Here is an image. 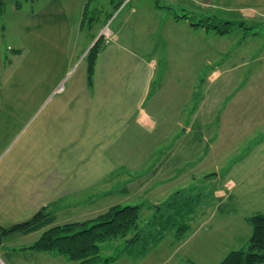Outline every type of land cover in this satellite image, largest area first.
Masks as SVG:
<instances>
[{"label":"rangeland","instance_id":"1","mask_svg":"<svg viewBox=\"0 0 264 264\" xmlns=\"http://www.w3.org/2000/svg\"><path fill=\"white\" fill-rule=\"evenodd\" d=\"M134 1L122 8L119 0H91L90 9L100 3L106 11L111 10L110 15L103 12L97 15L99 19H86L80 37L86 41L104 26L112 34L131 28L132 23L141 27L139 18L126 19ZM18 3L22 6L21 15L16 12ZM31 6V0H2L0 22L8 33L6 45L15 41L22 12ZM176 12L183 17L181 10ZM195 15L189 18L191 24L209 31L192 28L187 39L177 25L178 35L172 36L170 42L159 41V49L163 45L172 53L169 57L168 52H159L157 63L150 66V91L140 107L146 111L131 117L116 135L108 136L112 144L104 151L110 163L102 162L97 171L90 166L83 168L87 175L97 178L78 181L80 195L68 196L69 200H80V214L75 212V204L65 205L66 209L55 214L52 222L83 221L114 204L128 203L143 204L141 221L152 215L154 206L163 207L168 216L171 212L164 203L176 193L179 206L187 201L193 203L192 213L185 217L189 226L183 238L177 239L175 229L168 228L143 258L123 252L124 238L103 242V256L121 254L112 264H220L230 251L247 247L252 232L248 217L264 214V16L241 18L218 11ZM226 20L232 25L227 24L231 28L224 34L199 24ZM150 38L160 39L156 35ZM86 55L87 52L85 61ZM79 66L80 76L85 77L82 70L87 68L86 63ZM43 86L44 83L19 101H24L23 105L29 101L39 104ZM62 91L56 89L55 93ZM55 97L56 94L48 95L41 101L39 111L26 121V128L8 144L9 152L19 149L22 134L21 143L35 132L36 124L48 115ZM52 128L44 125L47 132L39 133L40 138L49 135ZM44 142L39 140L40 144ZM75 149L62 151L66 156L62 170L65 173L80 171V163L72 162ZM58 164L59 159L54 171ZM66 181L76 183L77 179ZM89 190L100 193L98 202L87 201ZM139 245L142 247L143 243Z\"/></svg>","mask_w":264,"mask_h":264},{"label":"crops","instance_id":"2","mask_svg":"<svg viewBox=\"0 0 264 264\" xmlns=\"http://www.w3.org/2000/svg\"><path fill=\"white\" fill-rule=\"evenodd\" d=\"M132 1L123 0L121 7ZM31 2V9L22 12L15 41L5 44L8 33L0 22V157L3 153L0 159V264H79L56 252L31 248L46 227L28 233L2 232L1 228L29 219L42 207L59 214L66 209L65 205L75 204V212L80 214V200H69L68 196L80 195L78 181L97 178L87 175L83 168L90 166L97 171L102 162H111L104 151L112 144L108 136L116 135L131 117L146 111L140 107L150 91V66L157 63L159 52H168L169 57L172 53L164 50L163 45L159 49V41L170 42L172 36L178 35L177 25L187 39L193 29H205L191 24L189 18L196 17L195 14L218 11L241 18H260L264 16V0H135L126 19L139 18L141 27L132 23L127 30L115 31L109 40L102 37L91 87L87 83L86 67L82 70L83 77L78 66L87 65L84 54L103 27H98L86 41L80 36L86 19H99L97 15L103 12L110 15L111 10L106 11L100 3L90 9L91 0ZM21 7V4L15 5L20 15ZM177 9L183 12V17L177 15ZM153 35L160 39H151ZM43 83L40 103L48 95L56 94L49 113L22 143L23 134L20 136L18 150L9 152L8 144L18 138L40 104L29 101L23 105L20 98L31 95ZM60 85L63 91L55 93ZM44 125H51L53 131L40 138L47 132L43 130ZM39 140L45 141L44 144ZM72 147H76L72 162L80 163V171L69 174L62 171L66 162L63 154ZM58 159L60 167L58 164L54 171ZM73 179L77 182L66 181ZM94 193L89 190L85 195L90 204L100 199V193Z\"/></svg>","mask_w":264,"mask_h":264},{"label":"trees","instance_id":"3","mask_svg":"<svg viewBox=\"0 0 264 264\" xmlns=\"http://www.w3.org/2000/svg\"><path fill=\"white\" fill-rule=\"evenodd\" d=\"M1 5L2 0L0 10ZM17 6L20 4L18 3ZM199 24L214 27L220 34L229 31L232 25L229 21L216 24L200 22ZM227 24L230 25L227 26ZM101 39L100 36L94 41L86 55V79L89 87L93 83L94 64L102 44ZM122 191L126 190L122 189ZM177 194L164 203L166 210L171 212L168 216L163 207L154 206L152 215L146 221L143 218L141 221L142 203L114 204L94 218L54 225L51 223L55 214L47 207H42L29 219L1 230L2 232L28 233L46 227L31 248L56 252L79 264H112L121 254L103 256L101 254L103 242L124 238L123 252L126 251V255L139 258L164 237V232L168 228L175 229L174 235L177 239L183 238L189 226L185 217L192 213L194 207L193 203L189 204L188 201L179 206ZM248 221L252 226V232L247 247L230 251L220 264H264V214H253L248 217ZM140 242L143 243L142 247L139 245Z\"/></svg>","mask_w":264,"mask_h":264},{"label":"built area","instance_id":"4","mask_svg":"<svg viewBox=\"0 0 264 264\" xmlns=\"http://www.w3.org/2000/svg\"><path fill=\"white\" fill-rule=\"evenodd\" d=\"M100 35H102L106 40H109L111 38L112 33L106 26H104L101 30ZM62 88L63 87L59 86L57 89L61 90Z\"/></svg>","mask_w":264,"mask_h":264}]
</instances>
